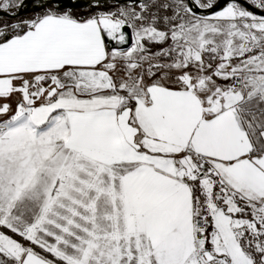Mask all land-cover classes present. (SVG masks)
<instances>
[{
	"label": "snow or ice",
	"instance_id": "6c2138e0",
	"mask_svg": "<svg viewBox=\"0 0 264 264\" xmlns=\"http://www.w3.org/2000/svg\"><path fill=\"white\" fill-rule=\"evenodd\" d=\"M0 264H264V0H0Z\"/></svg>",
	"mask_w": 264,
	"mask_h": 264
}]
</instances>
